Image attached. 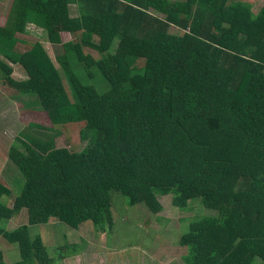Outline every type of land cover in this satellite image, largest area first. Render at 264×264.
I'll list each match as a JSON object with an SVG mask.
<instances>
[{
    "label": "trees",
    "instance_id": "16d2710c",
    "mask_svg": "<svg viewBox=\"0 0 264 264\" xmlns=\"http://www.w3.org/2000/svg\"><path fill=\"white\" fill-rule=\"evenodd\" d=\"M2 9L0 110L22 99L21 118L48 123L0 117L20 126L2 171L15 188L0 182V264L75 258L87 247L80 231L111 241L119 203L157 215L163 196L180 212L208 210L182 218V264H264V0L255 12L245 0H6ZM41 39L60 48L57 67ZM72 125L85 146L57 147ZM51 222L65 232L55 255L36 231Z\"/></svg>",
    "mask_w": 264,
    "mask_h": 264
},
{
    "label": "rangeland",
    "instance_id": "374dc122",
    "mask_svg": "<svg viewBox=\"0 0 264 264\" xmlns=\"http://www.w3.org/2000/svg\"><path fill=\"white\" fill-rule=\"evenodd\" d=\"M246 2L252 4V11L255 12L259 6H261V0H245ZM6 0H0V21L4 19V10ZM177 33L178 31L175 30ZM31 35L36 38L42 37L41 33L33 32ZM61 40L67 41L68 36L66 33L61 34ZM43 41L44 50L48 54L52 63L57 67L55 58L61 53L60 48H56L48 44V42ZM87 52V51H85ZM15 75L19 77H25L24 73L20 72L19 68H16ZM97 85L102 86V83L98 82V77L96 79ZM0 90H3L0 88ZM2 99V98H0ZM4 98L0 101L2 102ZM22 100V99H20ZM20 100L9 97L10 102H15L16 105H8L5 109L0 110V117L7 118L10 111H13L16 116L14 119H21L23 123L37 121L41 117L40 123L43 125L48 123L45 115L41 114H29L23 115L22 118L18 112L20 108ZM22 115V114H21ZM38 117V118H37ZM9 120V119H8ZM12 127V126H10ZM18 127V128H17ZM15 128L3 127L0 123V167H1V177L0 182L3 183L8 188H15V183H13V172L4 173L2 172L9 165L7 158V151L9 143L14 141L15 136L18 133L20 126ZM22 130V128H21ZM80 125H72L68 130L64 131V135H61L56 139L57 147H70L72 150H80L85 146L86 143L79 141ZM65 139L67 142H65ZM14 194V193H13ZM10 195L7 197V203H12L15 199V195ZM161 211L157 215L151 214L144 206L137 207H126V204H120L118 208L125 209V212L120 220L118 226L119 229L115 230L113 235L110 237L111 241L107 237V233H98L90 235V230L80 231V235L85 237L87 247L84 252L75 258H68L64 262H59L57 264H182L181 251L176 248V240L179 235L184 234L187 231L189 222L183 220L182 218H191L194 216H200L208 214V210L204 208L201 202L193 203L190 205L191 210L180 212L171 203L170 196L160 197ZM149 218L151 220L149 226H146L144 221ZM26 221V215L23 213L21 217L16 219L15 226ZM126 230V231H125ZM37 234L42 233V238L48 242L51 247V255L54 254V246L60 247L66 242L64 240V230L56 226L55 223L51 222L47 224L46 227H37ZM119 231V232H118ZM123 234V243L117 246L118 235ZM67 238H69L67 236ZM65 237V239L67 240ZM53 249V250H52ZM165 255V260H160V256ZM55 255V254H54Z\"/></svg>",
    "mask_w": 264,
    "mask_h": 264
}]
</instances>
